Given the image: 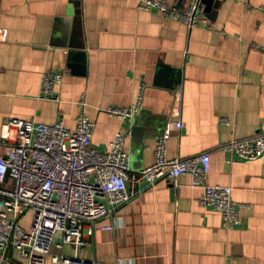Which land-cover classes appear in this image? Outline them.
I'll return each mask as SVG.
<instances>
[{"label": "crops", "instance_id": "0c3cea01", "mask_svg": "<svg viewBox=\"0 0 264 264\" xmlns=\"http://www.w3.org/2000/svg\"><path fill=\"white\" fill-rule=\"evenodd\" d=\"M167 1L185 8L191 0ZM206 1L209 25L190 29L137 0H0V139L11 117L62 120L74 129L84 110L95 123L92 145L107 150L124 132L131 168L139 171L154 162L169 124L168 157L207 153L208 184L231 187L239 208L240 222L227 227L218 211L200 204L204 189L188 175L150 187L130 181V201L97 224L115 229L86 235L83 258L264 264V161L225 151L234 140L264 134V0ZM54 71L66 73L55 88L59 102L40 98L43 74ZM139 93L134 119L106 112L132 106ZM61 252L76 250L67 244ZM53 254L45 264H59ZM5 260L26 264L14 251Z\"/></svg>", "mask_w": 264, "mask_h": 264}, {"label": "built area", "instance_id": "2783aa9c", "mask_svg": "<svg viewBox=\"0 0 264 264\" xmlns=\"http://www.w3.org/2000/svg\"><path fill=\"white\" fill-rule=\"evenodd\" d=\"M141 9L158 12L182 21L190 29L209 25L202 0H191L185 8L167 0H137ZM64 71L45 72L40 98L60 101L55 88ZM142 93L132 106H112L106 112L121 120L134 119L140 109ZM82 105L85 103L82 102ZM174 125L181 128V121ZM95 123L84 110L76 126L69 129L62 120L53 124L9 118L2 126L0 139V255L17 252L26 264H45L53 254L59 264H98L79 255L84 237L97 229L112 231L115 225L97 224L115 215L129 202L130 181L145 180L150 187L163 179L191 177L192 184L204 189L200 204L218 211L224 225L240 222L239 208L232 199V188L210 185V156L170 158L167 142L169 124L154 146V162L139 170L131 168L126 149V134L117 131L107 150L92 145ZM225 151L242 161H264V134L246 140H234ZM30 213V214H29ZM26 221L28 223H26ZM74 246V255L61 252ZM56 251V252H54ZM6 261V260H5Z\"/></svg>", "mask_w": 264, "mask_h": 264}, {"label": "water", "instance_id": "95a60500", "mask_svg": "<svg viewBox=\"0 0 264 264\" xmlns=\"http://www.w3.org/2000/svg\"><path fill=\"white\" fill-rule=\"evenodd\" d=\"M203 3L207 4V1L206 0H202ZM0 264H10L9 262L5 261V260H2L0 259Z\"/></svg>", "mask_w": 264, "mask_h": 264}, {"label": "rangeland", "instance_id": "374dc122", "mask_svg": "<svg viewBox=\"0 0 264 264\" xmlns=\"http://www.w3.org/2000/svg\"><path fill=\"white\" fill-rule=\"evenodd\" d=\"M30 214V213H29Z\"/></svg>", "mask_w": 264, "mask_h": 264}]
</instances>
